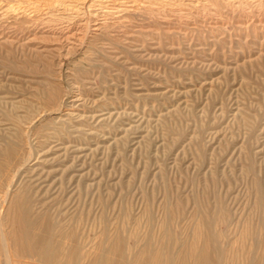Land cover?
Returning <instances> with one entry per match:
<instances>
[{"label": "rangeland", "instance_id": "obj_1", "mask_svg": "<svg viewBox=\"0 0 264 264\" xmlns=\"http://www.w3.org/2000/svg\"><path fill=\"white\" fill-rule=\"evenodd\" d=\"M24 247L264 264V0H0V264Z\"/></svg>", "mask_w": 264, "mask_h": 264}, {"label": "crops", "instance_id": "obj_2", "mask_svg": "<svg viewBox=\"0 0 264 264\" xmlns=\"http://www.w3.org/2000/svg\"><path fill=\"white\" fill-rule=\"evenodd\" d=\"M19 248H21V247H19ZM26 253H28V249L27 248H25L24 247V250H23V252H22V254H20V255H18L17 257L18 258H21L19 261L22 263V264H26V263H30V262H32V260L31 261H29L28 259L29 258H35L34 260H33V262H34V264H49L51 261H50V259H48L47 257H46V255L45 254H39L40 255V257H34V256H30V255H28V254H26ZM37 258V259H36ZM52 263V262H51ZM54 263V262H53ZM3 264V263H2Z\"/></svg>", "mask_w": 264, "mask_h": 264}, {"label": "bare ground", "instance_id": "obj_3", "mask_svg": "<svg viewBox=\"0 0 264 264\" xmlns=\"http://www.w3.org/2000/svg\"><path fill=\"white\" fill-rule=\"evenodd\" d=\"M4 239V238H3ZM30 239V238H29ZM5 240H6V238H5ZM4 241V240H3ZM33 241V240H32ZM5 242H7V241H5ZM34 245V244H33ZM6 247V246H5ZM36 247V246H35ZM47 249H49V245H47V246H45L44 248H43V250H47ZM8 250V249H7ZM50 250V249H49ZM49 250H47L46 251V255H47V253H49ZM51 251V250H50ZM8 252V251H7ZM9 254V253H8ZM40 254H45V253H40ZM10 255V254H9ZM200 256H202L203 257V255H200ZM7 259H8V257H7ZM12 262V261H11ZM12 264V263H11ZM94 264H115L113 261H111V260H107V261H101V262H95Z\"/></svg>", "mask_w": 264, "mask_h": 264}]
</instances>
